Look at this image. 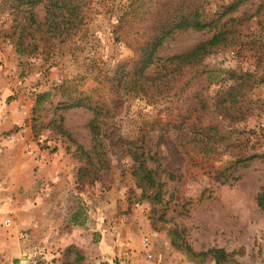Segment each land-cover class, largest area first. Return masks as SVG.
Listing matches in <instances>:
<instances>
[{
    "label": "rangeland",
    "instance_id": "rangeland-1",
    "mask_svg": "<svg viewBox=\"0 0 264 264\" xmlns=\"http://www.w3.org/2000/svg\"><path fill=\"white\" fill-rule=\"evenodd\" d=\"M162 1L87 0L75 35L55 42L40 33L39 49L19 54L10 35L23 32L24 43H32L28 9L41 31L50 28L46 0L30 8L26 0H0V232L22 243L34 239L24 254L34 264L46 260L45 244L48 260L59 264H214L195 263L171 246L172 230L194 251L222 247L237 264H264V211L255 201L264 189V0H246L224 16L238 21L227 23L237 30L232 43L181 67L173 87H123L119 72H131L134 47L149 42ZM195 1L214 17L228 2ZM210 34L173 31L145 75L160 73L161 59ZM226 71L244 76L227 78ZM229 86L235 108L220 112L216 97ZM94 116L101 132L136 140L155 157L164 182L158 204L140 197L119 143L107 146L103 137L94 152ZM31 214H52L53 221L34 226ZM64 231L74 241H62Z\"/></svg>",
    "mask_w": 264,
    "mask_h": 264
},
{
    "label": "trees",
    "instance_id": "trees-1",
    "mask_svg": "<svg viewBox=\"0 0 264 264\" xmlns=\"http://www.w3.org/2000/svg\"><path fill=\"white\" fill-rule=\"evenodd\" d=\"M29 8L37 3L39 0H26ZM246 0H228L223 5H220V11L217 12L215 17L212 14L204 13L197 1L195 0H164L159 3L158 9H156L154 20L152 22V31L149 34V42L145 45L134 47V59L130 61L131 72L121 74L119 72L118 79L123 78L119 83L123 87L127 86L129 89H133L135 86H141L146 81H149L148 86L155 87L159 91L162 86L167 87L176 83L175 75L180 71V68L187 65L199 64L203 57L209 54L217 47H225L232 43L234 39L235 30L233 26L227 25L228 22H238L232 17H227L222 20L224 16L231 13ZM87 0H46L44 21L50 26V28L41 31L40 22L33 20V14L30 9L26 10L27 16L34 29L25 33V36H29L33 39L32 43H24L23 32H18L15 36L10 35V41L13 43L15 51L19 54L29 51L38 50L37 41H41L44 37H41L40 33H48V38H52L56 41H63L68 39L72 35H75L78 31V24L82 23L86 13ZM60 23H65L66 26L59 28ZM193 29L195 31L207 30L211 31V34L195 43L190 49L185 52L171 55L160 60V73L156 70L153 76H146L144 70L150 64L159 60L155 56L156 49L159 47L162 40L175 30ZM35 32V33H34ZM25 38V37H24ZM53 44L48 46L43 45L41 48L50 50ZM162 66V68H161ZM119 68V67H118ZM227 78L239 79L243 74H235L231 71H226ZM160 86V87H158ZM235 91L231 86L226 88L224 92H221L215 100V109L220 112H227L235 108ZM226 104H228L226 106ZM201 109V108H200ZM203 109V108H202ZM229 109V110H228ZM90 130L92 131L91 137L95 140V144L92 146L103 147L101 138L107 137L110 141L107 146L112 147L117 145L116 149L127 152L132 160V168L130 175L134 179V184L140 189V197L149 200L152 204H158L161 201V192L163 187V181L161 179V170H159V164L156 163L155 157L151 154H144L140 151L141 145L138 141L120 142L117 138L108 136L110 132H101V126L98 125L97 119L94 116L89 122ZM98 141V142H96ZM125 146H122V145ZM80 153L86 155L87 160L91 166L93 162L91 156L84 152L80 146H77ZM124 147V148H123ZM146 160L154 162L153 166H147ZM256 205L259 209L264 211V189H260L255 197ZM179 233L176 230L170 232V244L180 252H183L188 258L195 263H200L206 259L212 260L214 264H237L232 258V252H227L222 247L211 246L204 250L194 251L188 244L182 239L178 242Z\"/></svg>",
    "mask_w": 264,
    "mask_h": 264
},
{
    "label": "crops",
    "instance_id": "crops-1",
    "mask_svg": "<svg viewBox=\"0 0 264 264\" xmlns=\"http://www.w3.org/2000/svg\"><path fill=\"white\" fill-rule=\"evenodd\" d=\"M51 204H52V201L50 200V198L45 200V202L43 203L46 209L47 207H51ZM38 206L40 205H36V209ZM51 215L52 214H46L43 217H37V215L31 214V216L29 215V219H30L29 224L34 225V226H38V223L47 224L53 221ZM60 235H61V240L65 241L66 243L74 241L71 238V234L67 233L66 231H64L63 233H60ZM47 239L48 238H46V240ZM51 242L53 241L51 240ZM33 244H35L34 239H31V240H28L27 242L22 243L18 241L15 235L6 236V234L0 232V257L4 259L2 261V258H0V264H31L33 263L32 261H29L24 258V254H26V252L30 253L31 249L34 248ZM45 247L47 249H51V246H48L47 244H45ZM47 249L44 253V258H46V260L44 262L42 261L43 264H59L58 259H55L52 261L48 260L49 251H47ZM50 256L53 257L54 255L50 254ZM10 258L12 259L13 263L10 261H7Z\"/></svg>",
    "mask_w": 264,
    "mask_h": 264
},
{
    "label": "built area",
    "instance_id": "built-area-1",
    "mask_svg": "<svg viewBox=\"0 0 264 264\" xmlns=\"http://www.w3.org/2000/svg\"><path fill=\"white\" fill-rule=\"evenodd\" d=\"M26 147H27L28 149L31 150L32 145H31L30 143H28V144L26 145ZM36 154H37L39 157L42 156V153H41L39 150H36ZM2 223H3V226L8 227V226H10V225L12 224V219L9 218V217H6V218L3 219ZM18 232H19V231H18ZM18 235H19V238H22V239L26 237V233H25V232H21V231H20V232L18 233ZM143 244H146L145 240H143ZM148 255H149V254H148Z\"/></svg>",
    "mask_w": 264,
    "mask_h": 264
}]
</instances>
